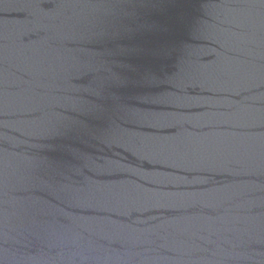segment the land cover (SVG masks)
<instances>
[{
	"label": "water",
	"instance_id": "95a60500",
	"mask_svg": "<svg viewBox=\"0 0 264 264\" xmlns=\"http://www.w3.org/2000/svg\"><path fill=\"white\" fill-rule=\"evenodd\" d=\"M0 264H264V0H0Z\"/></svg>",
	"mask_w": 264,
	"mask_h": 264
}]
</instances>
